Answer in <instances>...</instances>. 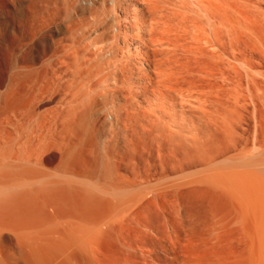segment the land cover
Segmentation results:
<instances>
[{
    "label": "bare ground",
    "instance_id": "bare-ground-1",
    "mask_svg": "<svg viewBox=\"0 0 264 264\" xmlns=\"http://www.w3.org/2000/svg\"><path fill=\"white\" fill-rule=\"evenodd\" d=\"M69 2H70V0H69ZM104 2H105V0H91V1L85 2V4L80 5V11L79 12L83 16L89 12V7H91V6L104 8ZM200 3H201V1H200ZM203 3H205V1ZM155 4H154V6H155ZM205 4H207V3H205ZM147 5H149V3H147ZM209 5H210V3H209ZM147 7L149 8V10H147L148 9ZM147 7H146L147 9H145V10H146L149 17H151L150 12H151V15L152 14L154 15L155 12L159 11V10L157 11L156 7H154V8L150 7V6H147ZM151 8H153V10L155 9L154 13H153V11H150V10H152ZM160 10H161V8H160ZM95 11H96V9H95ZM153 15H152V18L156 16V15H154V16ZM157 16H158V14H157ZM165 16H167V15H165ZM90 17L93 20L95 18V17H93V15H90ZM152 18H150V19H152ZM158 18L159 17H157L156 20ZM165 19H167V17H165ZM32 20L35 21V23H33L34 25H38L40 23H43V21H42L43 18H41V16H40V18H38L36 16ZM154 20L155 19H153V21ZM158 20H160V19H158ZM34 21H32V22H34ZM153 21L150 20V23H153ZM165 21H170V20L167 19ZM154 22H158V21H154ZM160 22L162 23V21H160ZM188 22H190V20H188ZM44 23H46V22H44ZM162 25H165V23ZM170 25L172 26V24H170ZM98 26L99 25H97V27ZM147 26L149 27V25H147ZM153 28H155V26L154 27L152 26V29ZM172 28H170V29H172ZM178 28H179V26H178ZM184 28H183V30H184ZM187 28H188V26H187ZM31 29H33V28H31ZM37 29H35V30H37ZM149 29H147V30H149ZM157 29L158 28L156 26L155 30L153 29V30H151V32L155 31V33H156ZM38 30L41 31L40 28ZM93 30L95 32L96 29H93ZM186 30L188 31V29H186ZM168 31L170 32V30H168ZM179 31H181V30H179ZM36 32L38 33V31H36ZM151 32H150V34H153ZM161 32L162 31L159 32L160 35L164 34V36H165L167 34L166 31H165L166 34L164 32L163 33H161ZM173 32H172V35L174 34ZM175 32H176V30H175ZM181 32H183V31H181ZM219 32H221V31H219ZM52 33H53L52 30H48V34L52 35ZM31 34H33V33H31ZM92 34H94V33H92ZM146 34H147V36H150L148 31ZM169 35H171V34H168V36L166 35L167 37L165 36V38L169 37V39L164 38L163 40H156V39L154 40V38L152 39L153 36L149 37L151 39L147 38V40H146L147 42L144 40L145 38L144 39L137 38L134 40L136 43L134 46L135 47L134 50H135L136 55L138 57L137 60L140 64V71H138V72L141 74V75H139V77L137 79L136 88H134L135 91H133V89L130 88V86H129L130 82H129V78H128L127 64L125 62H121L122 64L120 67L116 66L114 50L112 48H110L112 51H109L105 54L102 53V54L108 56V58H106V61H104L105 62L104 65L106 66L107 69L110 68L114 72L109 79V75H107L106 72L104 73L102 68H98L95 70L94 76L88 77V80H87L88 82H86L87 84H85V85L88 86L87 87L88 92H90V93L92 92L90 94V97L93 94V99L91 98L92 100L89 103V105L87 106V108H89V109H87V111H88V113H90L92 111V109L98 105V102L99 101L101 102V100L105 98V93H107V90L109 89L108 90L109 94H111V96L115 100V103L111 104V109L113 112L112 118H114V120H113V122H108L105 118H103L102 116H99V114H96V121H97V124L99 123L102 126L107 125V126H109V129H110V138L112 140L111 141L112 143H111L109 150H107L109 152L106 151V149H108V148H106L104 151L106 152L105 156H107L105 158H107L109 160L107 162H110L112 164L111 166H112L113 171H114V172H112V173H114V178H112V180H113L112 182L114 184H117V182H118V184L119 183L121 184V182H119V181H122V179L118 176L119 169L121 167L126 168V169L129 168L130 161L134 160L133 157L130 156V150L132 151L133 156H134V153L135 154L137 153L140 155V153L138 151L139 148H141V147L148 148V147H151L152 145H155V147L157 149L156 161L159 164L160 173L161 172L163 173L164 169L166 170L169 167H170L171 172L176 171L177 169L185 170L192 165H198L199 167L204 168V169L201 168L202 171L200 169L201 172L200 173L198 172L199 176L197 177V179L194 182H191V183H193L192 185L194 186V183H196L197 185L200 184L199 186L204 185V187L205 186L209 187L211 189V192H214L213 193L214 195L217 194L218 196L217 195L216 196L220 197L219 199L223 198L225 200L224 202L226 204L224 203V205L227 207V209L225 208L227 211H225L226 213L224 212V214H221L218 216L211 214L209 226L207 225L209 227V230L207 231L208 236H207V244L205 243L206 246H205V244L202 245L203 242L201 241L202 242L201 246H203V248H200V249H198V248H196V249L189 248L188 249V246L186 248L185 247H183V248L169 247V248L158 249V251L161 252L162 255L164 256L163 260L158 258V255H156L158 252L157 250L155 253V251H153V250H149V249L144 250L142 247L138 248L136 246L137 248H133V247L131 248L129 246H126L127 248L126 247L125 248L129 251H123V250L121 251L120 250L121 248L117 247L118 249L114 248L112 250H114V252H115V249L119 250V252H120L119 256H121L123 260L120 262V260L116 261V259H114L116 262H114V261L111 262L109 259V256L107 255L108 252L106 253L105 250L108 249V251H109V248H107L108 246H110L109 243H111V245H113L112 239L114 237L111 236V235H113L112 233L116 232V231L114 232V230H117V231L123 230L127 226L126 224L129 223L130 218L135 215V213L138 211V209L140 207H143L142 205H144L145 203L148 204V202L150 200H148L147 197H139V196L135 197L134 196V197H131L130 199L124 200L122 202L119 200L120 197L119 198L116 197V198H118V201L117 200L114 201L113 199H110L111 195L106 190L105 191H103L104 189L98 190L95 187L90 186L91 182L88 184V179L91 178V177H89L90 175H88L89 162L86 159L85 154L81 153V152L75 153L73 151H68V149L66 152H63V151L58 152L57 153L58 156L56 155V158L58 160L57 162L59 164H57V165L59 167H58V169H56V173L53 171H52V173H54V174L48 173L50 170L44 169V166H43L44 164H42L41 158L45 154V151H48V148L50 149V147H47L49 145H42L43 147H41V149H39V151L38 150L37 151H35V150L31 151V149L28 148L30 151H27L28 149H26L27 152H25V150H24L23 153H22V150H20L21 153L18 150H17L18 152L16 151V153H8V152L4 153V151H7V149H5L4 151L1 150V152H0V264H264V156L261 157V159L263 158L262 161L257 162V161H254L255 160L254 157H257L259 155V153H258V155L254 156V157H251L252 156V154H251L250 155L251 160H250V158L248 160V156L246 158L243 157L244 154L242 157L239 156L240 158H238V155L236 154L237 158H235V157L231 158V159L229 158L230 159V160L228 159L229 161H227V159L225 158V161L228 162V163H226V166L224 164L225 167L222 164L221 165L223 167H221L219 165H215V163L216 164L220 163V162L217 163V161H219L220 159L224 158L225 156H227L233 152H236V151L239 152L242 150L245 151V148H246L245 136L247 134H249L248 132H249L250 128H253V130H254L253 140L251 139L253 146L255 147L257 144L260 145V147L262 146L263 147L262 150L264 152V134H263L264 130H262L263 127H261V125H262L261 123H259L256 119L255 120L250 119L251 121L249 120L250 121L249 122V121H247V118L245 119L243 117H239V116H241V115H239L238 117H236L237 118L236 121H234L232 123L230 122V126H229L230 129L228 130L229 132H227L226 130L221 129L223 127L219 126L220 121L207 118L206 110L208 108H206V110L205 109L199 110V108L197 106H195V108L196 107L198 108V110H196V111L193 110L196 114L197 120H199L200 123L204 124L206 126V128L210 127L209 129L213 130L214 138H212L210 146L206 150L205 155L200 157L196 161H187L185 163L182 162V164H180L179 166H177V165L171 166L170 165L169 167H166L167 166L166 164L163 166V164H164V162L162 161L163 156H161L159 154L161 151L160 148L162 145H161V142H158L160 137L158 138V136L156 135L157 126L160 125L159 127L161 128V130H159V131L163 132L164 135H167L169 139L174 138V136L176 135V132H175L176 120L174 119L175 114H176L175 109H179L180 110V111L178 110L179 112H181V110H183L184 104H181L183 100L182 101L180 100L181 94H183L182 92H184L183 90H186L187 93H193L194 95L197 96V99H198V97H200V98L204 97L203 93L206 91V89L209 90L210 89L209 87L211 85L209 83V81H207L208 80L207 78L212 76L211 72H209V71H208L209 73L205 72V70L208 69V67H209L208 63L210 64V63L215 61L216 63H212L213 66L217 67L220 65L219 63H217L218 62L217 60L209 62V60H212V58L210 59V57H208L209 60H207V57L205 55H203V53L205 51H207V49L204 48V43H202L201 40H198L200 38L197 39V37H196L197 40L194 39V40H196L195 41L196 43H194L193 40L192 41L189 40V41H191V44L186 43L187 45L183 42L185 45H184V48L183 47H181V48H183L184 50H181V51L183 53L185 51V56L182 57L184 54L182 53L183 55L181 56L180 53L178 52V51H180V48H178L179 50L177 51V47L181 46V45H179L180 43L178 44L177 40H175V42L177 43V44H175V42H173L174 38H173L172 43H171L170 39H172V38ZM37 36H39V35H37ZM31 38H34V39L28 40V39H30V36L26 40H24V39L16 40L15 39L14 45L9 44V46L5 47V48L0 47V59H7V57H8V58L12 59L11 61H12V64L14 66V68L12 69L13 71L10 70L11 72H10L9 77L7 76L8 82L5 81V83H7V86L5 85L6 86V92H8V91H10V93L16 92L15 95H18L17 91H19V93H20V91H23V95H24L26 93L25 91H27L26 97L28 94L31 97V99H30L31 102H29V105H32V104H30L32 102H34L33 104H35V103H41L43 101H49V102H53V103L59 101L60 104L67 103L66 105L71 104L69 106L73 107V105H75V103H76L75 97H77V95L69 94V92H70V89L73 88L76 84H79V82L81 80L79 81V78L77 77V71H75V73L74 72L71 73V70H72L71 68H73L71 66H72L73 62L74 63L77 62L76 57H77V52L79 50L80 44L85 43L88 40H86V39L85 40L84 39L70 40L68 46H66V45L58 46V45H60V43L56 42V40L55 41L54 40H47V39L35 40L36 37H34V36H32ZM44 38H46V37H44ZM185 39H186V37H185ZM191 39H193V38H191ZM204 41H206V39ZM222 41L223 40H219V39L218 40H213V39L208 40L207 39L205 44L211 43L212 45L214 44V45L218 46L219 47L218 49H220L221 47H223ZM89 42H91V40H89ZM89 42H88V44H90ZM179 42H180V40H179ZM235 42H237V40H235ZM193 43L195 44V46L192 45ZM173 44L175 46L176 45H178V46H176V48H175V46H173ZM211 44H210V46H211ZM94 45H95V43H94ZM170 45L173 46V48H171V50L169 49V47H171ZM207 45H205V47ZM84 46L88 47L87 43H85ZM98 46H95V52H94L95 57L98 55L99 52H101L100 49L96 48V47L100 48V45H98ZM210 46H209V48L212 47V46L211 47ZM27 47H29L28 51L30 53H28L27 51H26L27 53L24 52L25 49H27ZM81 49H83V47ZM173 49H176V50H173ZM87 51L89 52L88 49H87ZM173 51L178 52V54L181 56L180 59L178 58L179 56L176 55L177 53H175V52L173 53ZM219 53H220V51H219ZM233 53H234V51H233ZM29 54L31 55L28 57V58H31V61L29 59L30 62H28V59H27V55H29ZM106 56H104V57H106ZM209 56H210V54H209ZM222 56L223 55H221V57ZM205 57H206V59H205ZM212 57L214 58L215 56L212 55ZM217 57H215V58H217ZM222 60H220V61L222 62ZM71 61H73V62L71 63ZM121 61H123V60H121ZM8 62L10 63V60ZM69 62L71 63V65ZM95 62H97V61H95ZM9 63H8V66L10 65ZM88 65H89V63H88ZM99 65H100V62H99ZM104 65H103V68H104ZM142 65L145 66V68H143ZM10 66L12 67V65H10ZM11 67L9 69H11ZM97 67H95V68H97ZM222 69H224V68L222 67ZM91 70L94 71V68ZM115 71L117 73H115ZM147 72H149V73L152 72V77L149 76V73L147 74ZM7 74H9V72ZM216 74H218V72ZM251 74H253V73H251ZM86 75L88 76V74H86ZM143 75L145 76L146 81L143 79V77H142ZM217 78H218V76H217ZM224 78L222 76V79H224ZM225 86H227V85H225ZM97 88L99 90H96ZM214 88L215 87H213V89ZM216 89H217V86H216ZM210 90H209V92H210ZM215 91H217V90H215ZM88 92H87V95L89 94ZM200 92L202 93V95ZM11 94L9 96H11ZM21 94H22V92H21ZM21 94H19L18 96H19V99L21 98V100H22L23 97H20ZM219 94H221V93H219ZM208 95H211V94L209 93ZM213 95L214 94H212V96ZM212 96H210V97H212ZM223 96H225V95H223ZM16 97H14V98H16ZM214 97H215L214 100H215L216 104H214V101H211V103L213 102L212 103L213 105L219 106L218 104L220 102L218 101V99H221V98L218 96V93H217V95H214ZM135 98L140 99V101L142 102V104L144 106V108L139 107V109H140L139 112H138V110H135L131 104V103H134V105L137 106V104H135V102L131 101V99H135ZM19 99H17V100H19ZM195 99L196 98H194V100ZM225 99H227V98H225ZM2 100L4 101L5 99L3 98ZM8 100H9V98H8ZM188 100L186 99V101H188ZM210 100H213V99L210 98ZM200 101H202V100L200 99ZM225 101H224V106L226 105ZM16 102L17 101H15V103ZM12 103H11V101L9 102V104H12ZM17 103H19V101ZM183 103H186V102H183ZM197 103H199V102H197ZM211 103H210V105H211ZM240 103H242V102H240ZM20 104H22V103H20ZM243 104H244V102H243ZM185 105H187V103ZM207 105H209V103ZM14 106H16V104H14ZM166 106H169L170 108L168 109V108H166ZM220 106L222 109L225 108V107L223 108L222 105H220ZM240 106H242V105H240ZM190 107H192V106H190ZM237 108H238V106H237ZM72 109H74V112H75L76 111L75 109H77V107H75V108L73 107ZM93 110H95V108ZM219 110H220V108H219ZM211 111H212V109H211ZM190 114L195 116V114H192V113H190ZM219 115H221V114H219ZM180 116H182V115H180ZM48 118H49V116H48ZM73 119H75V118H73ZM223 119H224V117H223ZM252 119H253V117H252ZM227 120H228V118H227ZM27 122L28 121H26V123ZM131 124H138L139 130H137L134 127L132 128ZM9 125H12V124H9ZM129 128H131V130H130L131 134L129 136H127L126 134L129 130ZM22 129H23V127H22ZM40 129H41V127H40ZM204 129H205V127H204ZM0 135L2 136V132ZM32 135H34V134H32ZM24 136H26V135H24ZM4 137H5V134H4ZM4 137H2V138H4ZM120 137H122L125 142L123 144V147L118 150L119 146L117 145L118 144L117 142H118ZM5 138L7 139V137H5ZM99 139L102 140L103 136L100 135ZM127 139H129V140H127ZM147 139L150 140L149 143H148ZM3 140L4 139H2V140L0 139V141H3ZM8 141L6 140L5 144ZM3 142H1V143H3ZM31 142H32V139H31ZM41 142H43V140ZM3 146L6 147L5 145H3ZM26 146H28V145H26ZM29 147H30V145H29ZM0 148H1V146H0ZM8 149H10V148H8ZM254 149H256V148H254ZM256 150H259V149H256ZM50 151L51 150H49V152ZM142 153H143V151H142ZM183 155H184V153H183ZM167 158H169V156ZM252 158H254V160H252ZM139 159H140V157H139ZM150 166H148V167H150ZM133 167H134V165H133ZM134 168H136V167H134ZM154 168L156 169V165H154ZM146 170L144 172H146ZM148 171H150V170H148ZM148 173L147 174L144 173L145 175H143L144 178H142V179L145 180V178H148ZM153 174H156V173H153ZM134 175H136V173H134ZM183 175H185V174H183ZM192 175L191 176L189 175V176L192 177ZM121 176H123V175H121ZM138 176H140V171H139L137 177ZM141 177H139V180ZM182 178L183 177H181V179ZM167 180H169V179H167ZM172 180H173V178H172ZM94 182H96V181H94ZM145 182L146 181H144V183ZM161 182H163V181H161ZM123 183L125 184V182H123ZM174 183H178V182H174ZM157 184L158 183H156L155 185H157ZM189 184H190V182H189ZM196 184H195V186H196ZM91 185H94V184L91 183ZM159 185H157V186H159ZM169 185H171V183ZM152 186L154 187V185H151V187ZM180 187H181V185H180ZM186 187H189V186L186 185ZM109 188L111 189L110 186H109ZM118 188L116 190H118ZM141 188H143V187H141ZM148 188H150V187H148ZM159 188H157V189H159ZM120 189H122V188H120ZM123 189H125V188L123 187ZM123 189L120 190V191H122L121 195H123V191H124ZM130 189H131V187H130ZM136 189H138V188H136ZM136 189H133V190H136ZM150 190H152V188ZM153 190H155V189H153ZM126 191L127 190H125V192ZM165 191H167V188L165 189ZM115 192H117V191H114L113 193H115ZM130 192H131V190H129V194H130ZM139 192H143V191H139ZM159 192H161V191H159ZM137 193H138V191H137ZM172 196H174V195H172ZM116 198H114V199H116ZM223 199H221V200H223ZM177 205L178 204H176V206ZM208 210L210 211V209H207V211ZM217 211H219V210H217ZM177 212L179 214V211H177ZM175 214H176V212H175ZM182 221L184 222V220H182ZM131 222H133V221H131ZM189 224H191V223H189ZM124 225H126V226H124ZM181 225H182V223H181ZM200 225H202V224H200ZM130 226H132V225H130ZM195 226H198V225H195ZM189 227L192 228V225ZM120 228H123V229H120ZM186 228L187 227H185V229ZM118 229H120V230H118ZM181 230H183V229H181ZM195 233H197V232H195ZM200 233H202V232H200ZM161 234H162V232H161ZM118 235H121V236L125 237L123 239H126V236H124V235H127V233H125L123 235V234H119V232H118ZM173 235H171V237ZM175 236H176V234H175ZM185 236H187V235H185ZM154 237H156V236H154ZM134 239L135 238H133V240ZM136 239H137V237H136ZM109 240H111L112 242H109ZM170 241H171V239H170ZM184 241H186V240L184 239ZM198 241H199V239L197 240V243L200 244ZM173 243H175V242H173ZM179 244H180V242H179ZM184 244L187 245V243H184ZM194 244H195V242H194ZM176 245L178 246L177 243H176ZM188 245H189V243H188ZM182 246H183V244H182ZM104 248H105V250H104ZM109 252H111V251H109ZM154 255H156V257ZM111 257H113V256H111ZM154 258H155V260H154Z\"/></svg>",
    "mask_w": 264,
    "mask_h": 264
},
{
    "label": "rangeland",
    "instance_id": "rangeland-1",
    "mask_svg": "<svg viewBox=\"0 0 264 264\" xmlns=\"http://www.w3.org/2000/svg\"><path fill=\"white\" fill-rule=\"evenodd\" d=\"M88 1H91V0H70V2H69V0H0V47L1 48L8 47L9 44L14 45L15 39L16 40H19V39L20 40H22V39L26 40L27 38H29V36H30V39H28V40H31V39L33 40L34 38H31L32 36L36 37L35 40H39V39L40 40L41 39H43V40L47 39V40H54V41L56 40V42L60 43V45H58V46H63V45L68 46L70 40H77V39L78 40L79 39L88 40L87 42H85V43H87L88 47L84 46L85 43L80 44L79 50L77 52V57H76L77 62L74 63L73 61H71V63L73 62V64H74V65L72 64V66H71V67H73V68H71L72 70L70 69L71 73H73V72L75 73V71H77V77L79 78V81L81 80L79 82V84H76L77 86L76 85L74 86L75 88L73 87L75 90L73 88H71L70 92H69V94L77 95V97H75V99H76L75 105L72 104L74 108L77 107V109H75L76 110L75 112H74V109H72L73 107L69 106L71 104H69V105H66L67 103L60 104L59 101H57L58 103L55 102L56 104L53 102H49V101H43L41 103H35V104H33L34 102H32V103H30L32 105H29V102H31V100H30L31 97L29 96V94L26 97L27 91H25L26 93L24 95H23V91H20V93H19V91H17L18 95L21 94V92H22V94L20 95V97H23L22 100H21V98L19 99L18 95H15L16 92L15 93L11 92L12 94L10 93V91L6 92L7 83H5V81L8 82V77L10 75V72L13 71L12 69L14 68V66H13L12 61H11L12 59L8 58L7 56H6L7 59H0V111H1L0 112L1 113L0 114L1 115L0 116V124H1L0 125V128H1L0 134L2 132V136L0 135V139L1 140L4 139L3 140L4 142L0 141V146H1L0 152H1V150L4 151L5 149H7V151H4V153H7V152L8 153H16L17 150L20 153H21L20 150H22V153H23L24 150H25V152L30 151L29 149H31V151H34V150L39 151V149H41V147H43L42 145H49L47 147H50V149L48 148V151H45V154L41 158V162H42V164H44L43 165L44 169L50 170L48 173H52V171L56 173V169H58V167H59L57 165L59 163L57 162L58 160L56 158V155L58 156V154H57L58 152H62V151L66 152L67 149H68V151H73L75 153L81 152V153L85 154L86 159L89 162L88 175H90L89 177H91V178L88 179V184L90 182L94 184V185H91V183H90V186H93L98 190H103V189H104L103 191L106 190L111 195V196L109 195L110 199H113L114 201L115 200L118 201L119 197L121 198V199L119 198V200L121 202L124 200L130 199L131 197H134V196L135 197L136 196L147 197V199L150 201L148 202V204L145 203L144 205H142L144 208L140 207L139 208L140 210L138 209V211L135 213V215L130 218L129 223L126 224L128 227L126 225H124V226H126L125 228L123 227L124 229L120 228L123 230H121V231L114 230V232L115 231L116 232L112 233L113 235H111V236L114 237L115 239L113 238L112 239L113 242L111 240H109V242H112L113 245H111V243H109V242L108 243L111 247L107 245L108 246L107 248H109V251H111L112 253L109 252L107 248H106L107 250H105V248H104L105 252L106 253L108 252L107 255L109 256V259L111 262L112 261L116 262L119 260L121 262L123 260L122 257L119 256L120 252L117 249L121 248L120 249L121 251L122 250L123 251H129L126 249L127 248L126 246H129L131 248L132 247L133 248L142 247L144 250H147V249L153 250V251H155V253H156V250L158 251V249L169 248V247H175V248L185 247L186 248L188 246V249L189 248H192V249L193 248L194 249L203 248V246H201L202 242H203L202 245H204L205 243L207 244V236H208L207 231L209 230L208 226H209L211 214L212 215L214 214L215 216L224 214V212L227 211L226 210L227 207L224 205L225 200L223 198H221L223 200L219 199L220 197H217L218 196L217 194H216L217 196L214 195L213 194L214 192H211V189L209 187H206V186L204 187V185L199 186L200 184L197 185L196 183H194V186L192 185L193 183H191V182H194L197 179V177L199 176L198 172L200 173L202 171L201 168H203V167H199L198 165H192L185 170L177 169L176 171L171 172L169 166L170 165L171 166H176V165L179 166L180 164H182V162L185 163L187 161H196L200 157L205 155L206 150L210 146L212 138H214L213 130L209 129L210 127L206 128V126L204 124L200 123V121L197 120L196 114L194 111L198 110V108H199V110L200 109L206 110V108H208L206 110L207 118L220 121L219 126L223 127L221 129L226 130L227 132H229L228 130L230 129V127H229L230 122L232 123V122L236 121V119H237L236 117H238L239 115H241L239 117H243L245 119L247 118V121H249L250 119L251 120L256 119L259 123L262 124V125L261 124L260 125H261V127H263L262 130H264V109H263L264 108V0H153V1L152 0H149V1L148 0H105L104 8L91 6V7H89V12L82 16L79 12L80 11V5H83V4H85V2H88ZM200 1H201V3H200ZM204 1L207 4L203 3ZM147 3H149V5H147ZM153 3L154 4L156 3L155 6ZM209 3H210V5H209ZM147 6H150L153 8L156 7L157 11L159 10L158 12H155L154 11L155 9L153 10V8H151L152 10H150V11H153V13L155 12V14H154V15H156L155 17L152 18L153 14L151 15V12H150L151 17L148 16V14L145 10L148 8ZM160 8H161V10H160ZM95 9H96V11H95ZM147 10H149V8ZM157 14H158V16H157ZM90 15H93V17H95L94 20L90 17ZM165 15H167V16H165ZM36 16L38 18H40V16H41V18H43V20H42L43 23H40L41 25L40 24H38V25L33 24V23H35V21L32 19H34ZM157 17H159L158 19H160V20H158V19L156 20ZM165 17H167V19L170 21H165V20H167V19H165ZM150 18H152V19H150ZM153 19H155L154 21H158V22H154ZM150 20L153 21V23H150ZM188 20H190V22H188ZM32 21H34V22H32ZM160 21H162V23ZM44 22H46V23H44ZM164 23L166 26L162 25ZM170 24H172V26ZM97 25H99V26L97 27ZM147 25H149V27ZM152 26L153 27L155 26V28L157 26L158 29H157L156 33H155V31L151 32V30H153V29L155 30V28L152 29ZM178 26H179V28H178ZM187 26H188V28H187ZM31 28H33V29H31ZM37 28L38 29L40 28L41 31H39ZM170 28H172V29H170ZM183 28H184V30H183ZM35 29H37V30H35ZM93 29H96L95 32ZM147 29H149L150 31ZM186 29H188V31ZM48 30L53 31L52 35L48 34ZM168 30H170V32ZM175 30H176V32L177 31L178 32L176 33ZM179 30H181L183 32H181ZM36 31H38V33ZM147 31L149 34H150V32L153 33V34H150V36L151 37L153 36L152 39L154 38V40L155 39L156 40H163L166 35L168 36V34H171V35H169L172 38V39H170L171 43H172V40L174 38L173 42H175V40H177L178 44L180 43L179 45H181L180 47H177V51L179 50L178 48H180V51L184 50L183 48H184V45L186 43L191 44L192 40L194 41V43H196L195 41L198 38H200L198 40H201L202 43H204V48L207 49V51H205L203 53V55H205L207 57V60H209L208 57H210V59L212 58V60H209V62L217 60L218 61L217 63L220 64L219 65L220 67L219 66H217V67L213 66L212 63H216L215 61L210 63V64L208 63V65H209L208 69L209 70L206 69L205 72H208V71L211 72L212 76L207 78L208 79L207 81H209V83L211 84L209 88L210 89L212 88V89L211 90L209 89L210 92L208 89H206V91L203 93L204 97L207 95L205 98L204 97H202V98L198 97V99H197V96L194 95L193 93H187L186 90H183L184 92H182L183 94H181V98H180L181 101L183 100L181 103V104H184L183 110H181V112H179L180 111L179 109H175L176 114H175L174 119L176 120V123H175L176 124V128H175L176 135L174 136V138L169 139L167 135H164L163 132L159 131V130H161V128L159 127L160 125L157 126L156 135L158 136V138L160 137L158 142H161V145H162L160 148L161 151L159 154L161 156H163L162 157L163 158L162 161L164 162L163 166L166 164L167 165L166 167H169V168H167L166 170L164 169L163 173L162 172L160 173V167H159L158 162L156 161L157 149H156L155 145H152L151 147H148V148H145V147L139 148L138 151H139L140 155L137 153L136 154L134 153V156H133V153L130 150V156H132L134 160L130 161L129 168L126 169V168L121 167L118 171V176L122 179L123 182H125V184L122 181H119V182H121V184L120 183L118 184V182H117V184H114L112 182L113 181L112 178H114V173H112V172H114L113 168L111 166L112 164L110 162H107L109 160L107 158H105L107 156H105L106 152L104 151L106 148H108V149H106V151L109 150L111 143H112L111 142L112 140L110 138V129H109V126H107V125L102 126L99 123L97 124L96 114H99V116H102L108 122H113L114 118H112L113 112L111 109V104L115 103V100L111 96V94H109V91H108L109 89L108 90L106 89L107 93H105V98L102 99L101 102L100 101L98 102V105L96 106L97 108L94 107L95 110H93L94 109L93 108L92 111L91 112L89 111L90 113H88L87 109H89V108H87V106L89 105V103L93 99V94L90 97V94L92 92L91 93L88 92V89H87L88 86L85 84H87L86 82H88L87 81L88 77L94 76L95 70L98 68H102L104 73L106 72V74L109 75V79H110V77L112 76L114 71L110 68L107 69L106 66L104 65L105 64L104 61H106V58H108V56H106L104 54L109 52V51H112L110 49V48H112L114 50L116 66L120 67L122 64L121 62H125L127 64L128 78H129V82H130L129 86H130V88L133 89V91H135L134 88H136L137 79H138L139 75H141V74L138 72V71H140V64L137 60L138 57H137L136 52L134 50L135 49L134 46L136 44L134 40L137 38H140V39L145 38L144 39L145 41L147 40V38L151 39V38H149L150 36H147V34H146ZM160 31H162L161 33L164 32L165 34L167 32V34L165 36H164V34L160 35L159 34ZM219 31H221V32H219ZM172 32L174 33L173 35H172ZM31 33H33L34 35ZM92 33H94V34H92ZM37 35H39V36H37ZM44 37H46V38H44ZM185 37H186V39H185ZM196 37H197V39H196ZM191 38H193V39H191ZM165 39H169V37L165 38ZM194 39H196V40H194ZM205 39H206V41H207V39L208 40H212V39L213 40H218V39L223 40L222 41L223 47L218 49L219 47L214 45V44L213 45L211 43L205 44V42H206V41H204ZM89 40H91V42H89ZM179 40H180V42H179ZM189 40H191V41H189ZM235 40H237V42H235ZM88 42L90 44H88ZM94 43H95V45H94ZM194 43L192 45L195 46ZM175 44H177V43L175 42ZM210 44L212 47L210 46ZM98 45H100V48H98L99 47ZM205 45H207V46L205 47ZM95 46H98L96 48L101 50V52H99L96 57L94 55ZM170 46L171 47H169V49L171 50V48H173V46H175V45L173 44V46L172 45H170ZM176 46H178V45H176ZM176 46H175V48H176ZM209 46L211 48H209ZM82 47L84 50L81 49ZM181 47H183V48H181ZM28 48L29 47H27V49H25L24 52L27 51L28 53H30L28 51L29 50ZM87 49L89 50V52L87 51ZM173 50H176V49H173ZM180 51H178V52L180 53L181 56L184 54L182 56V57H184L185 51H184V53L182 51L181 52ZM219 51H220V53H219ZM233 51H234V53H233ZM174 52L177 53L176 55L179 56L178 58L180 59L181 56L178 54V52L173 51V53ZM102 53H104V54H102ZM209 54H210V56H209ZM212 55H214L215 57H217L218 55L219 56L217 58H215V57L213 58ZM221 55H223V56L221 57ZM29 56H31V55L30 54L27 55L28 62L31 61V58H28ZM104 56H106V57H104ZM206 57H205V59H206ZM29 59H30V61H29ZM9 60H10V63L8 62ZM121 60H123V61H121ZM220 60H222L223 63ZM95 61H97V62H95ZM7 62L10 65H12V67L10 65L8 66ZM99 62H100V65H99ZM71 63H70V65H71ZM88 63H89V65L90 64L91 65L89 66ZM103 65H104V68H103ZM10 67H11V69H9ZM95 67H97V68H95ZM142 67L145 68V66H143V65H142ZM222 67L224 69H222ZM93 68H94V71L91 70ZM8 72H9V74H7ZM217 72H218V74H216ZM115 73H117V72L115 71ZM148 73L149 72H147V74ZM251 73H253V74H251ZM86 74H88V76ZM149 76L152 77V72L149 73ZM217 76H218V78H217ZM222 76H223V78L224 77L225 78L222 79ZM142 77L145 80V76L143 75ZM225 85H227V86H225ZM216 86H217V89H216ZM213 87H215V88L213 89ZM96 90H99V89L97 88ZM215 90H217V91H215ZM87 92L89 93L88 94L89 96L87 95ZM209 93L211 95H208ZM217 93H218V96L222 99V100L218 99V101L220 102L218 104L219 106L213 105L212 104L213 102L211 103V101H214V104H216V102L214 100V98H215L214 95H217ZM219 93H221V94H219ZM10 94H11V96H9ZM212 94H214V95L212 96ZM201 95H202V93H201ZM223 95H225V96H223ZM210 96H212V97H210ZM14 97H16V98H14ZM3 98L5 99L4 101L2 100ZM8 98H9V100H8ZM194 98H196L195 100L196 101L198 100L197 102H199V103H197L194 100ZM210 98H212L213 100H210ZM225 98H227V99H225ZM17 99H19V100H17ZM186 99L187 100L189 99V100L186 101ZM200 99L202 101H200ZM14 100L17 102L19 101V103H17V102L15 103ZM10 101H11V103L13 102L14 104H16V106H14L13 103L9 104ZM131 101H133V102H135V104H137V106H136V105H134V103H131L133 108L135 110H138V112L140 111L139 107L144 108L140 99L135 98V99H131ZM224 101L226 104L225 106H224ZM183 102H186L187 105H185L186 103H183ZM240 102H242V103H240ZM243 102H244V104H243ZM20 103H22V104H20ZM208 103H209V105H207ZM210 103H211V105H210ZM220 105H222V107L223 108L225 107V108L222 109ZM236 105L238 106V108ZM240 105H242V106H240ZM190 106H192V107H190ZM195 106H197L198 108L197 107L195 108ZM166 108L169 109L170 107L166 106ZM219 108H220V110H219ZM211 109H212V111H211ZM190 113L195 114V116L191 115ZM219 114H221V115H219ZM180 115H182L183 117ZM48 116H49V118H48ZM223 117H224V119H223ZM252 117H253V119H252ZM73 118H75V119H73ZM227 118H228V120H227ZM26 121H28V122L26 123ZM9 124H12V125H9ZM22 127H23V129H22ZM40 127H41V129H40ZM131 127L132 128L134 127L137 130H139L138 124H131ZM204 127H205V129H204ZM130 130H131V128H129V130L126 134L127 136H129L131 134ZM248 133L249 134L246 135L247 137L245 136V140H246L245 151L242 150L239 152L238 151L233 152V153L225 156L224 158L220 159L219 161H217V163L218 162H220V163L219 164L215 163V165H219V166L223 167L225 164V166H226V163H228L227 161H229L231 158H234V157L237 158L236 157L237 155H238V158H240L239 156L242 157L243 154H244L243 157L246 158L248 156V160H249L251 154H252L251 157H254V156L258 155V153H259V155L257 157H254L255 160H254V158H252V160L257 161V162L262 161L263 158L261 159V157L264 156V152L262 150L263 147L262 146L260 147V145H258V144L255 147L253 146V144H252V140H253V136H254L253 128H250ZM4 134H5V137H7V139L4 137ZM32 134H34V135H32ZM24 135H26V136H24ZM100 135L103 136V139H104V140L102 139L103 141L99 139ZM2 137H4V138H2ZM31 139H32V142H31ZM6 140L7 141L9 140V141L6 142V144H5ZM42 140H43V142H41ZM127 140H129V139H127ZM147 140L149 143L150 140L149 139H147ZM1 142H3V143H1ZM124 142L125 141L123 140V138L120 137L118 142H117L118 143L117 145L119 146L118 150L123 147ZM3 145H5L6 147H4ZM26 145H28V146H26ZM29 145H30V147H29ZM8 148H10V149H8ZM254 148L259 149V150H256ZM26 149H28V150L26 151ZM49 150H51V151L49 152ZM142 151H143V153H142ZM107 152H109V151H107ZM183 153H184V155H183ZM168 156H169V158H167ZM139 157H140V159H139ZM225 158L227 159V161H225ZM250 160H251V158H250ZM133 165L136 168H134ZM154 165H156V169L154 168ZM148 166H150V167H148ZM200 169H201V171H200ZM145 170H146V172H144ZM148 170H150V171H148ZM139 171H140V176L137 177ZM134 173H136V175H134ZM144 173L145 174L148 173V178H145V180L142 179V178H144V176H143V175H145ZM153 173H156V174H153ZM52 174H54V173H52ZM183 174H185V175H183ZM121 175H123V176H121ZM189 175L190 176L192 175V177H190ZM139 177H141L140 180H139ZM181 177H183V178L181 179ZM172 178H173V180H172ZM147 179L148 180L150 179V180L148 181ZM167 179H169V180H167ZM143 180L146 181L147 183L146 182L144 183ZM94 181H96V182H94ZM161 181H163V182H161ZM174 182H178V183H174ZM189 182H190V184H189ZM156 183H158L157 185H159V184L160 185L157 186V185H155ZM170 183H171V185H169ZM195 184H196V186H195ZM108 185L111 187V189L109 188ZM151 185H154V187L153 186L151 187ZM180 185H181V187H180ZM186 185L189 187H186ZM123 187L125 189H123ZM130 187H131V189H130ZM141 187H143V188H141ZM148 187H150V188H148ZM117 188H118V190H116ZM120 188H122L124 190L123 195H121L122 191H120V190H122V189H120ZM136 188H138V189H136ZM151 188H152V190L153 189H155V190L152 191V190H150ZM157 188H159V189H157ZM166 188H167V191H165ZM133 189H136V190H133ZM109 190L110 191L112 190L113 192L114 191H117V192L113 193L112 191L110 192ZM125 190H127V191L125 192ZM129 190H131L130 194H129ZM137 191H138V193H137ZM139 191H143V192H139ZM159 191H161V192H159ZM171 194L174 196H172ZM116 197H118V198H116ZM114 198H116V199H114ZM176 204H178V205L176 206ZM207 209H210V211L209 210L207 211ZM217 210H219V211H217ZM177 211H179V214ZM175 212H176V214H175ZM182 220H184V222ZM131 221H133V222H131ZM188 222L191 224H189ZM181 223H182V225H181ZM200 224H202V225H200ZM130 225H132V226H130ZM191 225H192V228L189 227ZM195 225H198V226H195ZM185 227H187L188 229L186 228L187 229L186 230ZM120 229H118V230H120ZM181 229H183V230H181ZM118 232H119V234H123V235L125 233H127L128 236L124 235V236H126V239H123L125 237L118 235ZM161 232H162V234H161ZM195 232H197V233H195ZM200 232H202V233H200ZM175 234H176V236H175ZM171 235H173V236L171 237ZM185 235H187V236H185ZM154 236H156V237H154ZM136 237H137V239H136ZM133 238H135V239L133 240ZM170 239H171V241H170ZM184 239L186 241H184ZM196 239L197 240L199 239L198 242L200 244L197 243ZM173 242H175V243H173ZM179 242H180V244H179ZM194 242H195V244H194ZM176 243L178 244L179 247L176 245ZM184 243H187V245ZM188 243H189V245H188ZM182 244H183V246H182ZM206 244H205V246H206ZM114 248H117V249H115L116 253L114 252V250H112ZM158 252L156 255H158V258L163 260L164 256L162 255L161 252H159V253ZM156 255H154V256L156 257ZM111 256H113V257H111ZM114 259H116V261ZM154 260H155V258H154Z\"/></svg>",
    "mask_w": 264,
    "mask_h": 264
}]
</instances>
